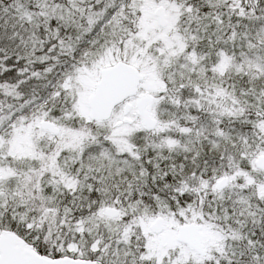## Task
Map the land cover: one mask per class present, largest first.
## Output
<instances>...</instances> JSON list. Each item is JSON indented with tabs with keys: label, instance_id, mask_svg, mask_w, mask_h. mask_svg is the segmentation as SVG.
Returning <instances> with one entry per match:
<instances>
[{
	"label": "snow or ice",
	"instance_id": "obj_1",
	"mask_svg": "<svg viewBox=\"0 0 264 264\" xmlns=\"http://www.w3.org/2000/svg\"><path fill=\"white\" fill-rule=\"evenodd\" d=\"M0 264H264V0H0Z\"/></svg>",
	"mask_w": 264,
	"mask_h": 264
}]
</instances>
